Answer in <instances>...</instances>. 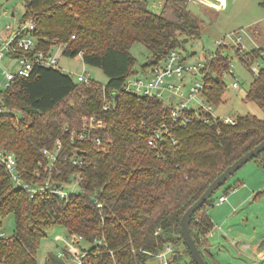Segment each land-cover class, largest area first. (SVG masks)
Listing matches in <instances>:
<instances>
[{"label": "trees", "instance_id": "1", "mask_svg": "<svg viewBox=\"0 0 264 264\" xmlns=\"http://www.w3.org/2000/svg\"><path fill=\"white\" fill-rule=\"evenodd\" d=\"M22 1L21 21H35L38 47L64 45L62 53L81 54L107 80L85 82L62 68L37 66L31 76H18L0 89V106L13 111L0 114V147L16 154L26 182L41 184L48 178L53 187L69 190L68 197L53 190L33 193L13 183L0 163V222L12 214L16 224L12 235L0 234V264H38L41 241L55 225L65 227L71 244L82 247L77 253L88 251L85 264H147L167 243L174 245L177 262L196 264L181 233V217L220 172L264 139V118L247 113L231 123L203 107L198 114L189 108L191 119L185 125L169 120V133L154 146L148 140L165 102L126 91L124 83L138 72L134 43L151 51L142 64L147 70L170 49L180 48L183 38L200 37L201 18L188 9L189 0H163L159 12L147 0ZM238 55L247 65L255 57L253 51ZM229 65L219 52L203 76V96L213 106L224 100L222 70ZM246 97L264 108V67L255 72ZM91 115L104 122L96 132L103 143L71 140L65 127H79ZM58 139L63 148L47 168L43 149H54ZM251 160L264 170V151ZM77 176L80 181L72 187ZM229 179L190 223L208 264L206 236L214 222L207 206L220 189L232 188ZM72 254L64 247L49 253L44 264H69Z\"/></svg>", "mask_w": 264, "mask_h": 264}, {"label": "rangeland", "instance_id": "2", "mask_svg": "<svg viewBox=\"0 0 264 264\" xmlns=\"http://www.w3.org/2000/svg\"><path fill=\"white\" fill-rule=\"evenodd\" d=\"M197 2L207 9L203 0ZM147 5L153 11L159 12L162 0H147ZM24 10L22 0H0V31L5 30L8 23L17 24ZM208 14L211 19L209 23L200 19V37L183 38L180 48L190 55L186 60L187 64L197 63L202 57L215 51L227 55L239 80V87H231L236 78L231 73L225 74L223 80L227 87L223 94L224 100L221 104L213 106L212 112L221 117L252 113L264 118V108L259 102L246 97L255 72L264 67V6L261 0H226V5L219 10L208 8ZM239 35L242 36L241 45L244 47L242 52L253 51L255 54V57H251L250 65L244 63L238 55L241 52L235 39ZM220 41L228 44H219ZM57 51L61 53L62 48L57 46ZM131 52L137 59L134 69L141 72L142 64L149 60L151 51L144 44L136 42L131 47ZM59 65L75 79L79 74H90L91 78L98 81L107 80L104 71L86 64L81 54L73 57L61 53ZM1 76L0 73V79ZM185 77L188 86L183 90L188 95L189 87L194 84L196 76L186 71ZM167 95L165 97L169 98ZM190 104L198 106L202 103L197 97L191 100ZM228 183L232 188L220 189L214 202L207 206L215 225L213 233L208 235L210 251L207 259L210 264H214L215 260L222 264H259L264 256L254 253L253 249L255 245L262 244L264 239V170L258 161L250 160ZM77 184L75 181L72 187ZM221 194H226L231 204H220L218 198ZM248 195V199H245ZM15 225L14 215L9 214L0 222V232L10 236L14 233ZM71 241L65 227L53 226L49 229L48 236L41 241L38 264H44L49 253H57L64 247L74 253L80 251L82 247L76 241L71 244ZM244 245L250 246L245 249ZM258 249L263 248L259 246Z\"/></svg>", "mask_w": 264, "mask_h": 264}, {"label": "built area", "instance_id": "3", "mask_svg": "<svg viewBox=\"0 0 264 264\" xmlns=\"http://www.w3.org/2000/svg\"><path fill=\"white\" fill-rule=\"evenodd\" d=\"M12 15L14 14L12 13ZM1 17L2 14L0 12V18ZM5 26V30L2 29L0 31L2 34L0 35V73L2 75L0 79V89L8 87L18 76H31L37 66L61 68L59 61L64 45H58L62 48L61 53L57 51V47L48 49L45 47H38L37 37L35 35L36 26L33 19H29L25 22L19 19L17 24L8 23ZM72 37H75V34H73ZM241 41L242 36H237L235 42L239 46V52L242 53L244 47L241 45ZM221 43L228 44L224 41L219 42V44ZM218 54V51L208 53L197 63L187 64L186 60L190 56L189 53L183 51L181 48H173L169 50V53L161 62L151 65L147 70L142 69L141 72L138 71L125 80L124 89L126 91L156 96L165 102L166 111L162 114L160 123L153 129V136L148 140L149 144L155 146L158 141H164V133H169V120L173 122L180 121L181 124L185 125L191 119L186 113V109L193 108L198 114V107H203L205 110L212 112L213 104L207 102L203 96L205 85L203 76L207 75L211 62L217 58ZM13 66L15 69H11ZM186 71L196 76L194 84L189 87L188 95L183 90L184 87L188 86V81L185 77ZM227 73H231L236 78L231 84V87H239V80L231 65L222 70L223 76ZM89 75L90 74L87 76L79 74L77 79L89 82ZM166 95L169 96V98H166ZM197 97L200 98L202 104L198 106L191 105V100ZM105 102L103 108L108 109L110 103L108 101ZM12 112L0 106V114H12ZM212 114L217 115L213 112ZM221 118L226 122H236L235 117L227 116ZM205 119L207 120L208 118L206 117ZM143 123L144 122H142V124ZM103 126L104 122L102 119L97 118L95 115H91L84 117L79 127L70 128L66 126L65 130L70 134L71 140L73 141L90 140L97 145H101L103 143L102 138L96 135V132L101 130ZM61 148H63V144L62 141L58 139L54 149H43L44 154L47 155L49 160L47 168L53 167L54 161L58 158V152ZM74 161H77V159H74ZM0 163L6 169L13 183L33 193L53 190L63 197H68L69 195V190L63 187H53L48 178L43 180L41 184L29 183L23 180L18 159L16 154L11 150L0 147ZM79 181L80 177L77 176L76 182L79 183ZM227 198L226 194H221L218 198V202L220 204L224 203L228 200ZM98 205L101 206L102 204L98 203ZM160 231L161 228L159 227L156 233ZM0 234H2V232H0ZM87 253L88 251L72 254L69 258V264H85L84 258ZM174 254H176L174 245L172 243H167L164 249L158 253L151 254L152 258L147 264H182L176 261Z\"/></svg>", "mask_w": 264, "mask_h": 264}, {"label": "water", "instance_id": "4", "mask_svg": "<svg viewBox=\"0 0 264 264\" xmlns=\"http://www.w3.org/2000/svg\"><path fill=\"white\" fill-rule=\"evenodd\" d=\"M188 9L197 14L207 23L210 22L209 15L201 8L200 4L196 3L194 0L189 1ZM186 39L188 38L186 37ZM262 151H264V139L254 147L243 153L240 157L229 164L222 172H220L205 188L200 196L183 213L180 221L181 233L196 264H208V262L205 259L204 254L198 247L192 234L190 227L192 216L232 175H234L242 166H244L247 162H249L253 157L258 155ZM176 256L177 253L174 254V257Z\"/></svg>", "mask_w": 264, "mask_h": 264}, {"label": "crops", "instance_id": "5", "mask_svg": "<svg viewBox=\"0 0 264 264\" xmlns=\"http://www.w3.org/2000/svg\"><path fill=\"white\" fill-rule=\"evenodd\" d=\"M163 1V0H162ZM190 1V0H189ZM196 3H198L197 2V0H194ZM204 1V7L205 8H207V9H204L202 6H201V4H200V6H201V8L208 14V8H215V9H217V10H219V9H221L224 5H226V0H203ZM199 4V3H198ZM12 13H14V12H12ZM209 15V14H208ZM203 20V19H202ZM211 20V19H210ZM209 23V22H208ZM250 195H248L245 199H248V197H249ZM225 203H227V204H231L230 203V201L229 200H227L226 202H224V203H221V204H225ZM208 210V209H207ZM209 211V210H208ZM209 214H210V212H209ZM211 216V215H210ZM212 218V217H211ZM214 222V221H213ZM215 226V225H214ZM214 229V228H213ZM212 229V230H213ZM210 231L208 234H207V238H208V235L209 234H212L213 233V231ZM245 246V249H248L249 248V246L250 245H244ZM259 246L261 247V248H263V249H258L259 248ZM208 247H210L209 246V244H208ZM210 249V248H209ZM210 251V250H209ZM253 252L254 253H257L259 256H261V257H263L264 256V244L262 243H260V245L258 244V245H255V247H254V249H253ZM208 254V253H207ZM211 254V253H210ZM214 264H222L219 260H215V262H214Z\"/></svg>", "mask_w": 264, "mask_h": 264}]
</instances>
